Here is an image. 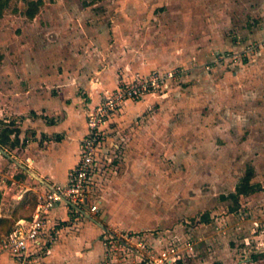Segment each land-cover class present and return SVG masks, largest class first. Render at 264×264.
Segmentation results:
<instances>
[{"label":"rangeland","instance_id":"obj_1","mask_svg":"<svg viewBox=\"0 0 264 264\" xmlns=\"http://www.w3.org/2000/svg\"><path fill=\"white\" fill-rule=\"evenodd\" d=\"M35 1L34 18L25 0L0 8V135L13 131L0 185L27 189L28 149L67 106L88 124L118 89L158 76L104 130L100 230L71 220L62 233L75 264H142L175 246L181 264H264V0ZM35 198L9 205L13 218ZM113 229L134 238L111 243Z\"/></svg>","mask_w":264,"mask_h":264},{"label":"built area","instance_id":"obj_2","mask_svg":"<svg viewBox=\"0 0 264 264\" xmlns=\"http://www.w3.org/2000/svg\"><path fill=\"white\" fill-rule=\"evenodd\" d=\"M160 77L154 76L145 82L132 83L118 89L107 97L106 102L90 114L88 133L81 143L78 163L70 171L65 184H54L36 195L37 203L31 218L20 219L13 229L0 239L3 251L26 261L35 254L46 252L58 237L55 223L50 227V219L58 206H64L70 212L79 215L95 216L99 206L93 194V186L99 172V149L102 145L104 130L120 100L139 98L145 93L155 91L160 85ZM134 238V234H120L116 230L110 232V242L124 243V239ZM192 248V246L190 245ZM164 256V257H163ZM159 259L147 260L142 264H181L182 256L173 247L170 254L165 252Z\"/></svg>","mask_w":264,"mask_h":264},{"label":"crops","instance_id":"obj_3","mask_svg":"<svg viewBox=\"0 0 264 264\" xmlns=\"http://www.w3.org/2000/svg\"><path fill=\"white\" fill-rule=\"evenodd\" d=\"M66 111L70 114L65 120L46 128L45 133L47 132L48 138L44 139L42 144L34 143L28 149L30 156L27 159L28 168L26 173L28 177L26 182L30 185H26L27 189L14 191V188L9 185H0V225L11 226L8 230L0 227V239L13 229L18 220L31 218L34 212L32 210L29 217L20 216L14 219L9 205L13 206L20 203L23 196L28 192L37 195L38 192L45 191L54 184H65L70 171L78 163L81 143L88 133V124L83 117L78 116L81 112L79 107L67 106ZM72 215L77 216V218L73 219ZM50 220V227H53L55 223H59L56 226L57 238L61 236V239H58L55 245L48 250L50 254L45 255L42 252L35 254L26 261H22L9 252L3 251L0 246V264H73L78 259L77 248H74L77 241H74V244L67 243L69 239L62 234L65 231L66 224L71 223V220H74L75 223L80 221L78 223L86 226V231H89L86 235L91 239L95 238L94 231L97 233L100 230L92 216L87 214L82 216L73 211L70 212L62 205L54 210ZM62 225L65 226L62 227ZM82 236L79 237L80 239L78 238L81 242L85 240V236ZM70 245L73 247L71 248ZM97 247L102 248L103 246L99 244ZM97 247L91 249L89 255L97 254Z\"/></svg>","mask_w":264,"mask_h":264},{"label":"trees","instance_id":"obj_4","mask_svg":"<svg viewBox=\"0 0 264 264\" xmlns=\"http://www.w3.org/2000/svg\"><path fill=\"white\" fill-rule=\"evenodd\" d=\"M10 0H0V8H3L4 6H6L8 4ZM28 2V10H27V15L30 18H34L36 16V14L39 11V3L35 0H25ZM13 134V131L10 129H6L3 131L2 135H0V145H5L8 144L9 142H11V135ZM250 191V187L249 186H239L238 188V193L240 194H247ZM235 197H237V195H235ZM1 198V196H0ZM37 203V199H34V203H33V208L32 210L35 209Z\"/></svg>","mask_w":264,"mask_h":264}]
</instances>
